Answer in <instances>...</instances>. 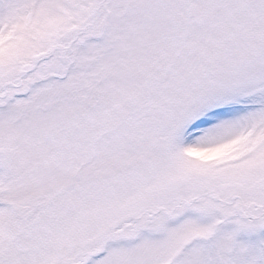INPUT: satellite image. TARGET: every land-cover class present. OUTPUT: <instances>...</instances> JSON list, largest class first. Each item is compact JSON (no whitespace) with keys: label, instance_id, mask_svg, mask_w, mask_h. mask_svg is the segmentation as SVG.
<instances>
[{"label":"snow or ice","instance_id":"obj_1","mask_svg":"<svg viewBox=\"0 0 264 264\" xmlns=\"http://www.w3.org/2000/svg\"><path fill=\"white\" fill-rule=\"evenodd\" d=\"M0 264H264V0H0Z\"/></svg>","mask_w":264,"mask_h":264}]
</instances>
